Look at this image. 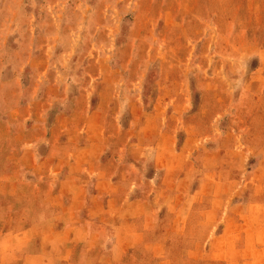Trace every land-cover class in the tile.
<instances>
[{
  "label": "rangeland",
  "instance_id": "1",
  "mask_svg": "<svg viewBox=\"0 0 264 264\" xmlns=\"http://www.w3.org/2000/svg\"><path fill=\"white\" fill-rule=\"evenodd\" d=\"M6 113L0 176L101 164L178 254L264 264V0H0Z\"/></svg>",
  "mask_w": 264,
  "mask_h": 264
},
{
  "label": "crops",
  "instance_id": "2",
  "mask_svg": "<svg viewBox=\"0 0 264 264\" xmlns=\"http://www.w3.org/2000/svg\"><path fill=\"white\" fill-rule=\"evenodd\" d=\"M9 122L10 113L0 116V124ZM49 165L59 175L0 176V264H202L178 254L171 226L154 222L156 201L165 206L169 193L123 190L133 177L109 175L101 164L94 166L96 189L113 184L114 190L88 192L91 177ZM37 166L42 172L43 162ZM15 168L23 173L25 166Z\"/></svg>",
  "mask_w": 264,
  "mask_h": 264
}]
</instances>
